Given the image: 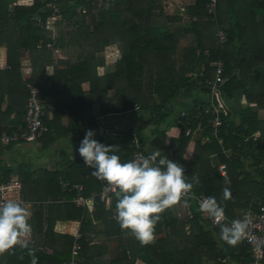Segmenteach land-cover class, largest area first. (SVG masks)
Listing matches in <instances>:
<instances>
[{"label":"trees","instance_id":"obj_1","mask_svg":"<svg viewBox=\"0 0 264 264\" xmlns=\"http://www.w3.org/2000/svg\"><path fill=\"white\" fill-rule=\"evenodd\" d=\"M212 1L183 0V6L167 13L166 0H0V46L7 48L10 75L8 91L4 93L0 87V115L5 120L0 133L10 132L23 123L29 85H34L40 89V98L48 99L55 110L52 120L44 118L48 126L40 138L45 140L44 146L66 135L80 142L84 130L98 124L94 115L82 114L81 101L86 97L82 85L89 83L87 98L98 100L102 115H124L133 110L150 115L157 132L152 145L161 147L158 159L169 158L185 165V179L192 184L190 191L215 197L231 218L239 217L244 209L263 204L264 118L259 111L264 110V0H216L214 8ZM240 17L245 18V24H241ZM52 18L55 21L50 23ZM49 23L58 29L56 38L47 28ZM221 32L227 36L225 42L220 39ZM110 46H117L120 57L100 75L98 68L106 65L101 54ZM58 49L64 50L67 58L55 52ZM24 59L31 68L28 79L22 75ZM219 60L224 62L220 96L232 97L240 90L248 105L239 109L237 119L223 113L222 126L215 135L209 124L211 115H200L205 104L199 102L192 112L178 120L182 127L179 139L165 146L166 132L160 127L172 114L179 93L211 91L206 83L215 80V63ZM48 66L54 67L51 75L46 74ZM56 86L59 89L53 91ZM101 97L104 103L99 101ZM4 102L7 106L2 110ZM71 102L75 113H68L74 120L60 129L55 120L67 112L68 104L71 109ZM94 102L90 103L91 109ZM198 124L206 127L210 140L202 146L197 143L192 159L186 161L184 152L191 133L187 134V130H194ZM98 141L104 143L102 138ZM142 143V134L131 129L123 133L119 144H104L114 145L120 158L128 160L135 150L144 152ZM14 145L7 144L9 148ZM211 153H218V161L225 164V175L218 164L206 165ZM13 173L23 180L24 199L33 200L27 194L28 189L34 188L38 180L47 179L40 188L47 191V197L57 198L48 203L49 214L58 206L66 211L63 219L81 220L83 237L79 241L82 249L78 264H136L138 260L145 264L252 261L250 246L242 238L235 245L219 239V226L212 225L194 199L187 200V204L181 200L163 211L155 225V238L147 245L122 231L114 219L116 193L112 196L113 209L98 199L93 214L87 207L84 211L72 201L77 193L74 183L81 182L83 195L89 197L100 193L106 181L92 175L80 156L55 171L35 170L31 163L19 164L16 169L0 168V183L9 180ZM61 180L69 184L63 187ZM226 187L231 192L227 200L223 198ZM63 198L67 201L57 203ZM40 199L50 200L45 196ZM178 203L188 212L183 219L177 211ZM38 208L42 210L43 203ZM49 214L44 234L51 238L47 245L53 247V253L36 248L34 238L30 247L38 257L37 264H65L71 256L73 238L57 239L53 231L57 219ZM91 231L104 234L105 240L97 243L88 235ZM113 242L115 245L110 249L108 244ZM106 252L112 253L109 260L103 259ZM0 264H30L28 250L16 246L0 254Z\"/></svg>","mask_w":264,"mask_h":264},{"label":"crops","instance_id":"obj_2","mask_svg":"<svg viewBox=\"0 0 264 264\" xmlns=\"http://www.w3.org/2000/svg\"><path fill=\"white\" fill-rule=\"evenodd\" d=\"M241 24H245V18L240 17ZM118 50V49H117ZM119 51V50H118ZM64 56H61L63 59L67 58L68 55L64 50ZM103 57H105L104 53L101 54ZM120 57V54L118 55L117 59L115 61H111L110 64H114L118 58ZM106 59V57H105ZM109 64V65H110ZM112 67V66H111ZM111 67H107V61L106 65L103 67L98 68V73L100 75H103L105 72H107ZM7 69H9V65L7 64V48L5 46H0V87L2 91L5 93L8 91L10 87V75L7 74ZM54 72L53 66H48L46 69V74L51 75ZM22 75L24 79H28L31 76V68L27 64L26 59H24L23 62V69H22ZM83 91L85 92V98L82 99L81 102H83V111L82 114L84 116H90L94 115L97 120L98 124L97 126L86 128L83 132V136L85 134V131L87 129H95L97 132V135L95 136V139L102 138L104 143L113 142L116 144H119L121 139L123 138V133L125 131L131 130V129H138V131L142 134V148L144 149V152L146 151V155L153 151H158L160 153V144L156 145L158 148H155L152 143L153 141L157 140V132L155 130L154 123L150 120V115L147 113L139 112L137 110L130 111L124 115L121 114H104L102 115L100 113V103L96 99H90L87 98L90 94L89 89L90 85L89 83H84L82 85ZM59 88L57 86L54 88L52 87L53 91H57ZM7 98V96H6ZM227 112L230 114L234 119L238 118V111L240 108L248 105V100L245 96V94L237 90L232 97L230 96H220ZM73 99V98H72ZM46 104H48L49 108L47 111V117L48 120H52L54 115V107L51 106L48 99H43ZM92 101H95L92 106V109L90 108V103ZM99 101L104 103L103 98H99ZM74 102V101H73ZM201 102L204 103V107L206 105H209L210 103L216 104L217 100L214 97L212 91H206L202 89H196L191 92H185L181 91L174 102V110L172 114L169 116L168 120L161 125V130H165L166 132V138L164 140V145L168 146L170 145L172 140L179 139L180 134L182 132V127L178 124V120L184 115H186L189 112H192L196 107L197 104ZM7 106V102L3 103L2 110H5ZM202 108V110L204 109ZM67 112H65L60 119H56V124L60 129L62 127H66L70 120H74L73 116L69 117V111L71 114H74L73 104L71 102V109L68 104V106L65 108ZM201 110V111H202ZM260 117L264 118V110H260ZM77 116V115H76ZM14 117V114L11 116L10 119ZM5 120H1L0 115V127L4 126ZM4 122V123H3ZM145 123V124H144ZM144 124V125H143ZM210 124V120H209ZM191 131V133H190ZM206 127L204 125L198 124L197 127L194 130H187V134L190 133V139L188 142V145L184 152V159L186 161H190L193 157V154L195 152V148L197 143H199V146L204 145L205 143L209 142L210 138L208 135V132H206ZM259 132H257L256 135H258ZM162 140L160 139L159 142ZM45 140L41 141L40 139L36 142H33L31 144H24V143H17L13 147L9 148L6 144H2L0 146V168L5 169L6 167H12L14 169L17 168L19 164L22 163H31L33 165V168L35 170H44L47 169L48 171H55L58 168L62 167L65 162L71 161L76 159L79 154L75 151V149L79 146V142L73 139L71 136L66 135L62 136L53 143H50L49 146H44ZM73 148V151H72ZM171 151V150H170ZM169 151V152H170ZM226 153H229L226 152ZM170 155V154H169ZM205 158V157H204ZM209 161L206 163V165H215L218 164L219 170L221 165H225L223 162L218 161V153H211L209 156ZM205 161V159L203 160ZM182 167L185 169L186 166L182 165ZM221 172V170H220ZM222 174V173H221ZM223 175V174H222ZM2 178V177H1ZM13 179H19L22 183L21 189L19 192H13L11 194H8V199L17 200L22 199L25 203L24 205L29 209L30 217H29V223L31 224V234L28 237L29 242L34 238L36 248L43 251L45 250L48 253H53V247H50L47 245V243H51V238L48 239L46 237L45 231L47 229V216L49 214V211L47 209L48 203H52L53 199H57L56 197H47V191H43V189L40 188V186H43L42 184H46L48 181L47 179L43 181H39L36 185H34V188L31 190L28 189V196L31 197L33 200H26L24 199L22 195V188L24 186L23 180L18 176V174L13 173L10 176V179L3 182H8ZM63 187H66L69 182L65 180H61L60 183ZM33 186V185H32ZM39 188H36L38 187ZM37 189V190H35ZM73 189L77 190V193L72 198V201L79 207H81L84 211L87 207L88 212L94 213L95 212V204L93 205H87L80 206L75 202V198L77 195L83 194L84 186L81 182H76L73 185ZM56 192V191H54ZM57 194V193H56ZM91 194L90 196H92ZM50 199L45 200L41 202L42 200L40 198ZM89 196V197H90ZM66 198H63L60 200V202L57 203H64L66 202ZM113 202L114 200H109L108 206H110V209H113ZM40 203H43V209L41 210L38 208ZM54 203V202H53ZM58 205V204H56ZM59 207H55V211L53 213H50L49 215H52L55 219L54 228L53 231L57 235V239L64 238L63 236H71L73 238V244L75 241V234L77 231H79L83 237V233L81 231V220H69V219H63L62 217L65 216L66 211L64 209H58ZM42 218V219H41ZM49 219V218H48ZM95 224L98 222L95 221ZM99 225V223L97 224ZM89 236L95 238V241L97 243H100L101 241L105 240L104 234H94V231H91ZM108 244V243H107ZM106 244V245H107ZM115 243H109L108 247L110 249L113 248ZM73 246V245H72ZM62 247V246H61ZM66 248V247H65ZM72 250V249H71ZM112 256L111 252H106L103 256V259L109 260ZM136 264H145L144 262L138 260Z\"/></svg>","mask_w":264,"mask_h":264},{"label":"clouds","instance_id":"obj_3","mask_svg":"<svg viewBox=\"0 0 264 264\" xmlns=\"http://www.w3.org/2000/svg\"><path fill=\"white\" fill-rule=\"evenodd\" d=\"M96 135L95 129H87L75 151L83 164L92 170V175L116 189L114 219L120 229L147 245L155 238V225L160 214L181 201L190 192L192 184L186 181L187 175L179 162L164 157L158 159V151L122 160L114 145L98 141ZM230 197V189L224 188L223 198ZM184 203L187 204V200ZM199 210L213 222L224 218V208L215 197L201 199ZM29 217V209L21 202L12 199L0 202V254L19 246L28 250L30 264H37L38 257L33 254L28 240L32 231ZM246 228L245 219L220 223L219 239L235 245Z\"/></svg>","mask_w":264,"mask_h":264},{"label":"built area","instance_id":"obj_4","mask_svg":"<svg viewBox=\"0 0 264 264\" xmlns=\"http://www.w3.org/2000/svg\"><path fill=\"white\" fill-rule=\"evenodd\" d=\"M211 7H216V0L211 2ZM47 28L51 29L54 38L57 37L55 33L58 32V29L54 25H47ZM56 31V32H55ZM55 32V33H54ZM220 39L222 42L227 40L226 34L223 32L220 33ZM50 45V44H49ZM55 52L59 53L58 50ZM216 66V76L215 80L206 84L210 87L214 97L216 98V104L210 103L206 105L200 115L204 116L205 114L211 115L210 126L213 129V133L218 135L219 129L222 126V114L225 113V106L221 102L220 97V84L223 81L224 73V62L219 60L215 63ZM29 98L27 102V111L23 123L17 125L12 131H4L0 133V144H11V143H33L39 140L44 133L48 131V126L44 122V118L47 115L48 104H46L40 98V89L37 86L29 85ZM220 141L222 139L220 138ZM172 154V151H170ZM141 156H147L142 150L137 149L132 153L130 159L138 158ZM221 173L226 174L225 165L220 166ZM22 183L19 179H13L8 182L0 183V202L9 200L7 195L13 192H19L21 189ZM116 193V189L113 186L109 185L107 182L104 183L100 193L92 195L90 197H85L83 194L77 195L74 199L75 202L80 206H89L97 203L98 199L102 202H108L112 200V196ZM209 197L205 193H194L190 191L181 200H190L194 199L199 206V201L203 198ZM17 201L24 204L25 202L22 199H17ZM204 216L210 220L213 226H219L220 223L230 222L232 219H245L247 221V228L245 230L242 239L250 246V252L252 261L250 264H263L262 260L264 259V203L257 206H251L247 209H244L241 212L239 217L231 218L229 217L227 211L224 209V218L222 221L213 222L206 214ZM82 238V235L79 231L75 234V241L72 246V252L70 259L65 264H78V254L82 249V245L79 242ZM228 258L224 259V262H227Z\"/></svg>","mask_w":264,"mask_h":264},{"label":"rangeland","instance_id":"obj_5","mask_svg":"<svg viewBox=\"0 0 264 264\" xmlns=\"http://www.w3.org/2000/svg\"><path fill=\"white\" fill-rule=\"evenodd\" d=\"M178 6H183V0H166V12L167 13H172L176 9V7L178 8ZM54 21H55V18H52L49 22L52 23ZM55 35H58V32L55 33ZM117 49H118L117 46H110V47H107L105 49L104 55L106 57L107 67L108 66L109 67L113 66V64H110V62L111 61H115V59H117L118 55L120 54ZM58 52L62 56H64L63 50L58 49ZM24 144H31V143H24ZM177 211H178L179 216L182 219L185 218L188 215L187 209L184 206H182L181 204H179V203H178V209H177ZM206 264H210V263H206Z\"/></svg>","mask_w":264,"mask_h":264},{"label":"water","instance_id":"obj_6","mask_svg":"<svg viewBox=\"0 0 264 264\" xmlns=\"http://www.w3.org/2000/svg\"><path fill=\"white\" fill-rule=\"evenodd\" d=\"M220 98V97H219ZM221 99V98H220ZM221 102H222V100H221ZM223 103V102H222Z\"/></svg>","mask_w":264,"mask_h":264}]
</instances>
